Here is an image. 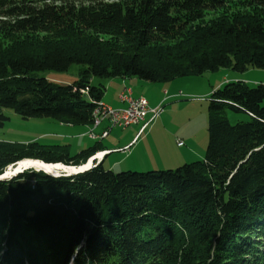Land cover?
<instances>
[{
    "label": "trees",
    "instance_id": "16d2710c",
    "mask_svg": "<svg viewBox=\"0 0 264 264\" xmlns=\"http://www.w3.org/2000/svg\"><path fill=\"white\" fill-rule=\"evenodd\" d=\"M233 1L0 0V40L21 36L0 49V128L5 109L90 126L105 92L92 78L264 71V0L231 11ZM74 64L71 84L40 75ZM228 111L246 120L232 124ZM207 134L204 158L175 169L115 173L98 163L0 180V264H264V84L213 90ZM100 150L0 141V175L23 160L83 166Z\"/></svg>",
    "mask_w": 264,
    "mask_h": 264
},
{
    "label": "rangeland",
    "instance_id": "374dc122",
    "mask_svg": "<svg viewBox=\"0 0 264 264\" xmlns=\"http://www.w3.org/2000/svg\"><path fill=\"white\" fill-rule=\"evenodd\" d=\"M234 4L238 5V0L232 2V7H229L231 11L236 8ZM240 7L241 5L239 4V8ZM219 16L220 14H218L217 11L213 13L207 12L203 15L200 23L205 25L219 18ZM194 25H196V23ZM32 38H34V36ZM19 39L21 40V36L13 40L19 41ZM103 39L106 38H99L100 41ZM13 40L1 39V51L5 52L11 49L12 46L15 45V41ZM37 40L40 39L37 37ZM79 68L80 66L74 64L65 72L47 71L40 75L51 82L71 84L77 79ZM132 79V82H130L128 86L133 90L135 98H144L146 100L159 98V100H161L166 88L164 84H153L137 78ZM243 79L250 80L246 82L250 86L264 84L260 82V80L264 79V71L260 69H250L244 72H236L227 68L219 69L214 72L207 71L200 76H189L168 82V84L170 83L175 87L173 93L180 92L178 95L179 97L170 99L167 103L163 104V106L156 105L152 108L161 107V113L151 124L152 126L154 123H157L155 126V139L146 141V143L139 146L140 161L143 163L158 161L166 167L162 169L144 168L139 170L115 168L113 172L117 173L129 170L145 172L149 170L175 169L182 164L202 160L208 140V100L210 94L213 90L223 86L227 82H236ZM140 82L145 84H140ZM92 83L94 86H97L99 83L104 84L106 89L104 98L111 103H113V101L116 102V95L120 90H123L122 87H119L118 82H114L113 86H110L109 83L106 85V81L99 78H92ZM4 113L9 120L0 128V141L2 142L28 143L36 141L42 145H68L70 154H75L81 150L77 149L78 142H86L87 144L93 145L95 142L99 141L90 140L88 136L76 140L71 134H73L75 131L74 129H78V127L69 128L50 118L23 120L10 109H5ZM226 116L228 121L232 124L240 120H246L245 115L230 111L227 112ZM123 131V129L118 127L113 128L109 137H114L116 134L122 133ZM180 141L182 145L178 146L177 143Z\"/></svg>",
    "mask_w": 264,
    "mask_h": 264
},
{
    "label": "crops",
    "instance_id": "0c3cea01",
    "mask_svg": "<svg viewBox=\"0 0 264 264\" xmlns=\"http://www.w3.org/2000/svg\"><path fill=\"white\" fill-rule=\"evenodd\" d=\"M132 78H115L106 81V85L109 83L110 86H113L114 82H118L119 87H122L123 90L119 91L118 94L116 95V102L113 101V103L108 102L105 100L104 95L101 99V103L104 105H107L112 108H124L126 106L125 103H123L119 99V95L125 90V89H130L131 91V96L135 98L133 90L131 89L128 84L132 82ZM244 82H248L250 80H241ZM177 82V81H176ZM260 82L264 83V79L260 80ZM140 84H145L143 82H140ZM154 84H164L166 86L163 95L161 97V100L158 99H148L146 100L148 103V106L150 108L155 107L156 105L163 106V104L167 103L170 99L177 98L179 97V93H173L175 90L174 85H171L170 83H154ZM106 91V89H105ZM105 93V92H104ZM150 118V115H148L147 119ZM151 123L141 132L140 131V126L141 125H134V126H129L125 129L122 133L116 134L114 137H109L111 134L112 129L109 131L107 136L103 138L100 141H97L100 143L101 150L97 153L103 152V156L99 155L98 159L95 158L96 160L94 161L95 163H101L102 166L105 169L114 171L115 168L118 169H159L166 167L163 164H160L158 161L156 162H150V163H143L140 161V151H139V146L143 143H146V141H152L155 139V126L156 124L154 123L152 126ZM64 125V124H62ZM68 126L69 128H75L78 127V129H74L75 131L73 134H71L72 137H75L74 139H83L86 136V133L90 130V126H71V125H65ZM106 125L104 124L100 128L97 129V132H100L101 130L105 129ZM77 130V131H76ZM87 137V136H86ZM91 140V139H90ZM105 141V143H104ZM89 142V141H88ZM181 142V141H180ZM184 144V143H183ZM92 145L87 144L86 142H78L77 143V149H84L87 147H90ZM192 152V151H190Z\"/></svg>",
    "mask_w": 264,
    "mask_h": 264
},
{
    "label": "built area",
    "instance_id": "2783aa9c",
    "mask_svg": "<svg viewBox=\"0 0 264 264\" xmlns=\"http://www.w3.org/2000/svg\"><path fill=\"white\" fill-rule=\"evenodd\" d=\"M119 99L126 104L124 108L116 109L100 103L98 106L99 124L95 125L94 131L86 133V136L100 141L113 128L125 129L134 125H141L139 131L141 133L161 113V107L152 109L148 106L146 99L132 97L130 89H125L119 95ZM148 115H150V118L146 120ZM104 124L106 125L105 129L97 132V129ZM177 145L181 146L182 142H178ZM99 155L103 156V152L95 154L93 158L98 159Z\"/></svg>",
    "mask_w": 264,
    "mask_h": 264
},
{
    "label": "water",
    "instance_id": "95a60500",
    "mask_svg": "<svg viewBox=\"0 0 264 264\" xmlns=\"http://www.w3.org/2000/svg\"><path fill=\"white\" fill-rule=\"evenodd\" d=\"M95 160H96V159L93 158V156H92V157L87 161V163L85 164V166L83 165V166H77V167H75V166H66V165H63V164H61V163H58V164H46V163H43V162L38 161V160H30V161H34V162H39V163H41V164H43V165H53V166L61 165V166H63L64 169H60V170H58L56 174L47 173L44 169H37V168H32V167H29V168H28V167H24V168H19V169H17V168H13V167L16 166L18 163H20V162H21V161H20V162H17L16 164H14V165L9 166V167L7 168V170H5V172H4L2 175H0V180L11 178L12 176H15L16 174L21 173L22 171L27 170V169H33V170H35V171H42V172H44V173H46V174H49V175H51V176H58V175H61V174H63V175L77 174V173L84 172V171L90 169V168H91L92 166H94L95 164H97V163L94 162ZM23 161H24V160H23ZM88 163H90V165H89L88 167H86V166L88 165ZM82 168H83V169H82ZM10 169H13V170L10 171ZM65 169H73V170L69 172V171H66Z\"/></svg>",
    "mask_w": 264,
    "mask_h": 264
},
{
    "label": "bare ground",
    "instance_id": "6f19581e",
    "mask_svg": "<svg viewBox=\"0 0 264 264\" xmlns=\"http://www.w3.org/2000/svg\"><path fill=\"white\" fill-rule=\"evenodd\" d=\"M99 124V117H98V106L93 110L92 112V122L90 124V130L88 131V133L90 131H94L95 129V125ZM90 165V163H88V165L86 167H88ZM85 166V165H84ZM24 167H32V168H37V169H44L47 173H52V174H56L58 170L60 169H64L63 166L61 165H43L39 162H34V161H30V160H24L21 161L20 163H18L16 166H14L13 168H24ZM83 169V168H82ZM13 169H10V171H12ZM66 171H72L73 169H65Z\"/></svg>",
    "mask_w": 264,
    "mask_h": 264
}]
</instances>
